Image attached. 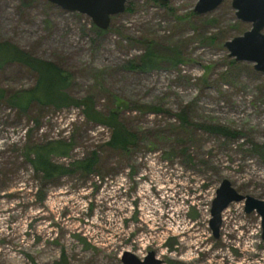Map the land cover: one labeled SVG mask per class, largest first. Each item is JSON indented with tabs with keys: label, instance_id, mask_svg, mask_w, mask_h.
<instances>
[{
	"label": "rangeland",
	"instance_id": "374dc122",
	"mask_svg": "<svg viewBox=\"0 0 264 264\" xmlns=\"http://www.w3.org/2000/svg\"><path fill=\"white\" fill-rule=\"evenodd\" d=\"M197 1L129 0L130 10L99 32L88 15L49 0H0V42L59 64L79 103L21 110L10 97L36 75L0 64V264H124L125 251L150 249L162 264H264L261 217L244 201L223 212L220 238L210 227L224 178L264 199V73L224 46L251 27L232 0L203 15ZM149 40L184 61L126 69ZM85 99L104 116L115 111L135 135L127 151L109 144L111 125L87 118ZM56 140L71 149L52 159L71 171L49 179L28 152ZM94 153L91 171L72 166Z\"/></svg>",
	"mask_w": 264,
	"mask_h": 264
},
{
	"label": "trees",
	"instance_id": "16d2710c",
	"mask_svg": "<svg viewBox=\"0 0 264 264\" xmlns=\"http://www.w3.org/2000/svg\"><path fill=\"white\" fill-rule=\"evenodd\" d=\"M156 1L157 0H155V2ZM130 8L131 7L128 6L127 11H129ZM105 31L106 30L99 28V32ZM166 61L178 65L184 60L181 58L178 51L156 40H149L146 42L145 53L142 57L138 60L128 62L125 68L134 71L149 72L161 68V64ZM6 62L24 64V66L33 71L36 75V82L31 88L19 90L10 97V102L13 106L21 110H26L31 106L32 102H38L44 105H55L57 107L79 104L76 100L71 98L68 92H66L70 84V75L59 64L38 57L34 53H29V51L15 44L0 42V64ZM233 62L235 64L237 63L235 60ZM2 93V90H0V96L3 95ZM84 103L86 105L85 114L87 118H92L95 121L101 122V124L104 123V126L105 124L112 126L113 134L109 140L110 145L120 146L127 151L130 146L134 144L135 135L124 127L123 122L119 119L115 111L104 116L96 110L94 104L89 100L85 99ZM205 128L210 132L226 136L234 134L229 128L219 124H208ZM70 149L71 147L69 144L62 140H56L46 144L37 143L30 146L28 157L36 171L41 172L45 178L51 179L71 171V167L55 163L52 159V156L55 154L63 156L68 155ZM263 149L264 146L262 150ZM97 163V154L94 153L91 157L76 160L72 163V166L89 172Z\"/></svg>",
	"mask_w": 264,
	"mask_h": 264
},
{
	"label": "water",
	"instance_id": "95a60500",
	"mask_svg": "<svg viewBox=\"0 0 264 264\" xmlns=\"http://www.w3.org/2000/svg\"><path fill=\"white\" fill-rule=\"evenodd\" d=\"M68 11L88 15L102 30L111 26L112 18L125 12L129 0H49ZM166 5L170 0H157ZM223 0H198L194 12L203 15L218 8ZM232 7L239 20L250 23V29L244 31L224 43L229 56L236 61H248L254 64V69L264 73V0H232ZM244 201L245 212H256L261 217L262 236L264 238V199L238 191L230 179L224 178L216 190L212 202L210 227L213 236L220 238L223 222V212L233 202ZM155 251L147 252L140 258L134 252L125 251L122 256L124 264H161Z\"/></svg>",
	"mask_w": 264,
	"mask_h": 264
},
{
	"label": "flooded vegetation",
	"instance_id": "af4514ba",
	"mask_svg": "<svg viewBox=\"0 0 264 264\" xmlns=\"http://www.w3.org/2000/svg\"><path fill=\"white\" fill-rule=\"evenodd\" d=\"M151 250H153V249H150V250H148V251H151ZM148 251H147V252H148ZM153 251H155V250H153ZM147 252H146V254H144L142 257H140V256H139V257H140V258H144V257H146ZM155 253H156V251H155ZM155 255H156V257H158V254H157V253H156ZM158 258H159V257H158ZM159 259H161V258H159ZM161 261H162V263H164V260H163V259H161ZM162 263H161V264H162Z\"/></svg>",
	"mask_w": 264,
	"mask_h": 264
}]
</instances>
